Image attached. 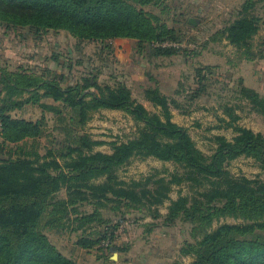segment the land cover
<instances>
[{
    "label": "trees",
    "instance_id": "trees-1",
    "mask_svg": "<svg viewBox=\"0 0 264 264\" xmlns=\"http://www.w3.org/2000/svg\"><path fill=\"white\" fill-rule=\"evenodd\" d=\"M255 3L247 0L230 12L212 41L225 39L248 56L259 31V19L251 13ZM159 5V0H0V28L4 33L26 30L34 38L65 31L78 43L131 39L149 56L180 55V30L144 9ZM6 62L0 56V264H76L45 230L93 227L94 237L83 234L76 246L90 250L102 244L120 252L113 244L115 232L131 211L152 220L145 223L148 233L158 219L165 228L188 224L195 242L186 243L180 253L193 259L190 264H264V181L233 176L226 169L243 156L264 173V136L237 125L241 106L227 103L222 106L227 120L220 121L236 135L230 141L213 136L215 149L205 156L187 130L171 120L172 110L188 114L195 101L211 97L217 83L212 67L196 68L193 83L187 88L179 83L170 97L157 88L145 89L144 99L160 109L154 114L133 99L124 83L102 86L92 70L68 82L49 67L11 71ZM227 90L264 119V94L245 86L242 78ZM29 109L39 117L25 118ZM103 109L122 111L141 124L134 138L112 143L110 153L94 151L104 142L83 131ZM133 158L171 162L182 172L120 180L117 170ZM182 184L190 195L171 200L172 187ZM169 200L162 216L159 207ZM86 206L90 212L81 210ZM226 218L239 223H220Z\"/></svg>",
    "mask_w": 264,
    "mask_h": 264
},
{
    "label": "rangeland",
    "instance_id": "rangeland-1",
    "mask_svg": "<svg viewBox=\"0 0 264 264\" xmlns=\"http://www.w3.org/2000/svg\"><path fill=\"white\" fill-rule=\"evenodd\" d=\"M159 1V7L145 6L144 9L158 15L169 27L180 30L183 34V42L178 47L182 49L180 55L169 58L149 56L146 51L139 52L136 41L131 39H117L102 44L78 43L65 31H46L34 38L26 30L4 33V29L0 28V56L7 61L6 67L11 71L17 67L36 71L49 67L64 74L68 82L79 81L92 70L94 74H99L97 81L102 86L124 83L133 99L154 114H159L160 109L144 99L145 89L157 88L162 94L173 96L179 83L185 88L193 83L196 68L209 66L213 68L217 82L210 90L211 97L195 101L188 114L172 110L171 120L187 130L205 156H210L215 149L213 136H223L230 141L236 135L233 129L223 127L220 121L221 118L226 119L222 114V106L227 103L228 106H241L237 111L240 116L237 125L264 136V119L251 112L244 103L234 101L232 93L227 90L232 89L239 78L251 88L254 64L264 62V0H254L256 3L251 13L259 19V31L249 43L248 56L225 39L218 37L212 41L217 32L226 26L230 12L247 0ZM234 18L235 14L229 20ZM189 19L197 20V25H190ZM39 115L38 111L29 109L24 117L36 119ZM140 128L141 124L134 122L124 112L103 109L92 115L83 131L93 140L104 142L96 146L94 151L110 153L112 143L134 138ZM226 169L233 176L264 181V173L251 158L239 157L231 161ZM181 172V167L171 162L133 158L116 174L120 180L128 182L152 175L167 178L169 174ZM184 195H190L186 184L173 186L169 194L171 200ZM169 204L170 200L159 207L162 216L167 213ZM81 210L90 212L91 208L86 206ZM140 216L138 211H131L127 220L120 223L113 244L121 251L116 253L117 259L114 261L111 260L114 251L110 246L100 244L90 250L76 246V241L83 234L93 238L96 228H87L85 232L45 230V234L62 254L76 264H190L193 261L190 257H182L180 253L186 243L195 242L188 224L176 222L173 227L165 228L158 219L154 221L158 225L148 233L145 223L152 220L139 219ZM220 223L237 224L239 221L226 218ZM216 226L214 224L213 228Z\"/></svg>",
    "mask_w": 264,
    "mask_h": 264
},
{
    "label": "crops",
    "instance_id": "crops-1",
    "mask_svg": "<svg viewBox=\"0 0 264 264\" xmlns=\"http://www.w3.org/2000/svg\"><path fill=\"white\" fill-rule=\"evenodd\" d=\"M252 89L259 94H264V62L254 64L251 76Z\"/></svg>",
    "mask_w": 264,
    "mask_h": 264
},
{
    "label": "water",
    "instance_id": "water-1",
    "mask_svg": "<svg viewBox=\"0 0 264 264\" xmlns=\"http://www.w3.org/2000/svg\"><path fill=\"white\" fill-rule=\"evenodd\" d=\"M188 23L190 24V25H193V26H195V25H197V20H195V19H189L188 20ZM117 259V254H116V252H114L113 253V255H112V257H111V260H116Z\"/></svg>",
    "mask_w": 264,
    "mask_h": 264
},
{
    "label": "built area",
    "instance_id": "built-area-1",
    "mask_svg": "<svg viewBox=\"0 0 264 264\" xmlns=\"http://www.w3.org/2000/svg\"><path fill=\"white\" fill-rule=\"evenodd\" d=\"M105 246V245H104Z\"/></svg>",
    "mask_w": 264,
    "mask_h": 264
}]
</instances>
